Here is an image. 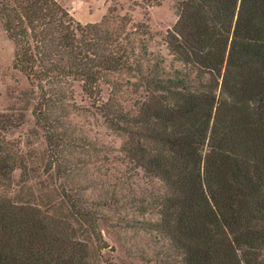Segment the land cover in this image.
Masks as SVG:
<instances>
[{
	"label": "trees",
	"instance_id": "16d2710c",
	"mask_svg": "<svg viewBox=\"0 0 264 264\" xmlns=\"http://www.w3.org/2000/svg\"><path fill=\"white\" fill-rule=\"evenodd\" d=\"M175 12L165 44L178 66L168 72L145 45L139 55L121 43L120 34L149 31L125 33L129 23L115 24L113 11L81 27L55 0H0L27 78L36 64L40 76L74 73L90 87L100 71L138 75L136 115L113 114L111 128L126 137V157L164 185L154 229L168 248L157 264H264V0H176ZM87 41L93 53L79 47ZM52 47L66 68L53 66ZM6 145L0 137V188L17 167ZM65 211L0 194V264H92L90 242L102 250L95 211Z\"/></svg>",
	"mask_w": 264,
	"mask_h": 264
},
{
	"label": "rangeland",
	"instance_id": "374dc122",
	"mask_svg": "<svg viewBox=\"0 0 264 264\" xmlns=\"http://www.w3.org/2000/svg\"><path fill=\"white\" fill-rule=\"evenodd\" d=\"M55 1L81 27L99 24L113 11L115 24L121 19L129 23L125 33L136 26H141L138 32L149 31L148 36L120 34L123 45L131 42L139 55L145 45L165 59L168 72L178 66L165 44L177 19L176 0ZM87 43L91 46L79 47L93 53V42ZM47 53L54 67L70 63L58 47ZM15 54L0 20V137L17 162L0 188L2 197L54 214L66 213L71 203L93 209L102 250L90 242L92 264L159 263L168 248L154 229L164 185L126 157L122 151L126 137L111 128L113 114L136 115L145 96L138 75L129 70L100 71L90 87L85 77L74 73L40 76L42 69L36 64L34 75L27 78L15 65ZM100 54L107 56L108 51Z\"/></svg>",
	"mask_w": 264,
	"mask_h": 264
}]
</instances>
